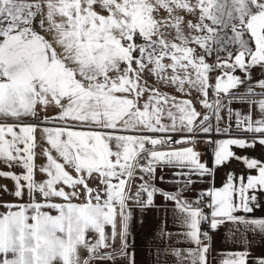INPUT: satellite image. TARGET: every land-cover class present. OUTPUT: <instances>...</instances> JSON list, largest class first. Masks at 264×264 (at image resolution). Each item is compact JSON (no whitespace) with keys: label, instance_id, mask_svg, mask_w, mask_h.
Masks as SVG:
<instances>
[{"label":"snow or ice","instance_id":"1","mask_svg":"<svg viewBox=\"0 0 264 264\" xmlns=\"http://www.w3.org/2000/svg\"><path fill=\"white\" fill-rule=\"evenodd\" d=\"M254 69L264 72V0H0V179L12 183L0 184V264H136L130 203L150 211L157 196L194 245L173 252L180 264H210L225 224L242 226L246 247L247 232L264 237V218H250L264 212V157L243 154L264 153ZM198 181L208 187L193 202ZM146 219L150 242L172 239L167 215L154 229Z\"/></svg>","mask_w":264,"mask_h":264},{"label":"crops","instance_id":"2","mask_svg":"<svg viewBox=\"0 0 264 264\" xmlns=\"http://www.w3.org/2000/svg\"><path fill=\"white\" fill-rule=\"evenodd\" d=\"M214 57H209L208 62L212 63ZM255 75H253L251 80L246 79V85L255 86L254 90L256 92H259L260 89L257 85V79L258 78H264V72L259 71V69L253 70ZM237 75H242L241 73L237 72ZM213 77L216 75V73L211 74ZM164 91H169L168 89H162ZM239 93H243L246 91L245 86H241L240 89L235 90ZM172 95H176L177 97H180V94L178 92H171ZM187 98V97H183ZM213 98V94L210 92L209 100ZM260 96H250L249 99L253 100H259ZM194 104H196L197 110L201 113L205 112V109L202 108V106L197 103L198 96L196 93H193L191 97ZM231 107L234 111L241 112L242 115L247 113V106L243 103L234 102ZM55 109H51L49 112V115H52L55 113ZM258 110H253V117L256 118ZM221 115L224 117V121L221 122V126H224V123L227 120L226 113H221ZM233 125H234V119H233ZM240 135H243V133H239ZM238 154L239 153V150ZM247 155H254L256 158L264 157V153L260 151H256L255 153L248 152L243 153ZM210 154H208L205 159ZM43 159L41 158L38 160V163H43ZM243 168V165H237L234 164L231 171L236 172L237 174L241 173V169ZM6 170V169H4ZM14 171H20L19 169H15ZM159 175V170H158ZM166 179L170 176V173L165 172ZM225 173H218L216 177V187L222 186V181L224 180ZM38 180L44 179L43 176L38 175ZM138 183V181H137ZM0 184H7L9 188L12 187L11 181L0 179ZM158 186L160 187H167V185H161L159 184V181H157ZM94 186V184H93ZM208 185H206L203 181H198L194 185L195 191L188 192L186 194L187 199L190 201H195L196 194L201 189L207 188ZM135 191V189H133ZM3 199L5 200H12L13 198L10 196H4ZM156 204L159 206L156 209H152L150 211H141V209L135 205L130 203L131 210L133 212V223H132V235L130 236V249L129 251L134 254L136 264H180L177 257L173 255V252L176 250H180L182 253L186 252L189 248L194 247L186 237L183 235H178L177 233H183L185 229L180 228L179 226L173 227L171 223V213L173 210V205L169 202L163 201L162 198L159 196L156 197ZM0 211H3V209H0ZM205 213L209 211L208 208H204ZM163 215H167L169 219V225L168 230L173 233V237L170 240L160 242H150L148 240V231L149 229L141 226L138 223V220L141 218H147L146 223L151 224L153 226V229L155 225L157 224V221L160 217ZM250 218H264V212L257 210L254 214L250 216ZM206 225H202V229ZM243 231V228L241 226L240 231L234 230V227L231 224H225L220 227V229L215 232L211 233L213 236V247L210 250L209 253V261L210 264H220L221 261V254L222 253H228V252H242V251H250L252 253V256L249 257V264H252V257L261 256L264 255V237L257 234V232L249 231L245 235L247 237V247L244 243L239 242L240 241V234ZM118 244L119 241H116L117 245V251H118ZM107 252L111 253L113 252L112 248H109L106 250ZM116 260H122V257L119 255L116 256ZM95 264H114V262L106 261V260H97Z\"/></svg>","mask_w":264,"mask_h":264},{"label":"built area","instance_id":"3","mask_svg":"<svg viewBox=\"0 0 264 264\" xmlns=\"http://www.w3.org/2000/svg\"><path fill=\"white\" fill-rule=\"evenodd\" d=\"M212 94H213V96H214V93H212ZM197 150H198V151H201V152H204V151H205V146H204L203 144H201V145L198 147ZM208 154H210V153H205V157H206ZM202 230H203V231H207V230H208L207 226H205Z\"/></svg>","mask_w":264,"mask_h":264}]
</instances>
